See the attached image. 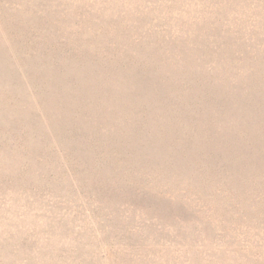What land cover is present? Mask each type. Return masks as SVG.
<instances>
[{"label": "rangeland", "instance_id": "374dc122", "mask_svg": "<svg viewBox=\"0 0 264 264\" xmlns=\"http://www.w3.org/2000/svg\"><path fill=\"white\" fill-rule=\"evenodd\" d=\"M0 264H264V0H0Z\"/></svg>", "mask_w": 264, "mask_h": 264}]
</instances>
